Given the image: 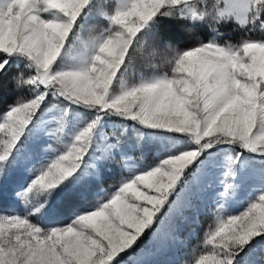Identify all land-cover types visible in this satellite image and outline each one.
<instances>
[{
    "label": "snow or ice",
    "instance_id": "6c2138e0",
    "mask_svg": "<svg viewBox=\"0 0 264 264\" xmlns=\"http://www.w3.org/2000/svg\"><path fill=\"white\" fill-rule=\"evenodd\" d=\"M209 201L184 264H264V0H0V264H160Z\"/></svg>",
    "mask_w": 264,
    "mask_h": 264
},
{
    "label": "rangeland",
    "instance_id": "374dc122",
    "mask_svg": "<svg viewBox=\"0 0 264 264\" xmlns=\"http://www.w3.org/2000/svg\"><path fill=\"white\" fill-rule=\"evenodd\" d=\"M113 3L114 0H107V3L103 4L102 6L107 7ZM94 18H99V16L96 13H93L88 20ZM86 27L87 22L85 24V28ZM203 30L206 33V37H208L210 35L209 31L206 28H203ZM221 31L224 32L225 38L231 39L233 42L238 41L243 36L241 31H233V27L231 25L222 27ZM83 35L85 38L89 37L86 36L84 32ZM134 75L139 76L136 73H134ZM30 146L31 145H29V147ZM135 155L139 157L140 154L137 152ZM153 157L154 153L147 152L145 153L143 162L145 164H151L153 163ZM110 168L111 171L106 173L103 180L102 186L105 189H111L112 186L116 184L121 175L119 158H117V160L110 165ZM212 191V189H209V196L211 195ZM212 207L213 205L211 201L207 203V206L204 202L196 203L192 208L186 210L183 216L174 221V239L162 234V239L159 242L162 245V252L157 257V259L160 261V264H184V261L188 257L190 250L195 248L202 237L203 230L208 224L207 221H210L211 219L210 212ZM240 207L241 205L239 204L232 205L233 211H238ZM261 256H264V251L257 250L251 259L258 262Z\"/></svg>",
    "mask_w": 264,
    "mask_h": 264
},
{
    "label": "trees",
    "instance_id": "16d2710c",
    "mask_svg": "<svg viewBox=\"0 0 264 264\" xmlns=\"http://www.w3.org/2000/svg\"><path fill=\"white\" fill-rule=\"evenodd\" d=\"M100 1V2H98ZM107 0H97V8L99 9L102 7L103 4H106ZM108 5V4H107ZM93 13H96L95 11ZM103 26V21L99 18L90 19L87 21V27L84 30V33L86 36H92L98 33L100 28ZM165 30L167 32H170L175 37V43L174 46H187L191 43V40L189 39L191 35V30L186 27L184 23L180 22H172L169 26L168 24H165L164 26ZM200 34L204 37H206V33L203 29L200 30ZM242 35H244L243 32H241ZM255 38H260V34L256 33L254 34ZM165 52L163 51V48L161 47V51L155 56L152 57L150 61L145 60H138L135 73L137 75H140L141 73L145 76L151 75L154 71L155 72H163L167 70V65L164 60ZM151 65H156L155 68H153ZM16 95H26L25 93H10L8 95V99L11 100ZM210 221H207L209 223Z\"/></svg>",
    "mask_w": 264,
    "mask_h": 264
}]
</instances>
